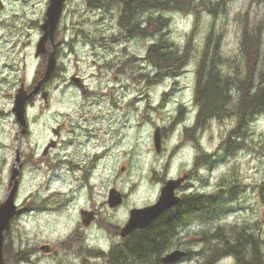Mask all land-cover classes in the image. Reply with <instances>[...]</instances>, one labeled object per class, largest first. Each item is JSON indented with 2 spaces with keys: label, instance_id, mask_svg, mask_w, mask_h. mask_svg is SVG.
<instances>
[{
  "label": "rangeland",
  "instance_id": "374dc122",
  "mask_svg": "<svg viewBox=\"0 0 264 264\" xmlns=\"http://www.w3.org/2000/svg\"><path fill=\"white\" fill-rule=\"evenodd\" d=\"M0 1L1 203L8 194L17 148L19 126L11 109L18 82L25 78V83L31 84L47 62V56H35V46L48 0ZM204 1L206 5L194 11L165 14L169 18V38L175 45H183L191 37L193 56L179 77L157 81L152 67L142 60L150 40L140 36L130 40L119 32L116 1H109L108 9L101 10L90 8L87 0L66 1L57 29L56 40L63 44L57 50L56 81L46 89L48 102L38 98L26 113L31 134L22 150L33 152L36 162L24 169L15 198L19 204L32 196L41 210L26 211L12 220L4 241L7 264H107L100 253L104 255L121 243L118 233L129 210L153 203L166 180L191 170L193 159L205 154L212 155L213 164H205L200 157L198 176L192 178L189 191L205 195L231 191L234 196L226 195L225 214L206 222L190 221L191 225L178 230L169 250L181 246L191 254L176 264H202L203 248L207 242L213 244V239L217 243L213 235L219 229L225 232L246 225L254 239L263 240L264 116L245 125L242 148L232 155L225 153L220 143L235 128L234 116L212 120L201 130L200 155L179 144L183 136L179 129L167 133L160 153L154 150L155 126H170L172 106L180 100H194V63L210 31L220 37L222 56L229 59L232 72L236 66L241 70L239 45L244 26L260 27L264 51V0ZM15 12L21 17L18 30L7 24L2 27L4 21L14 18ZM100 67L101 126L99 122L96 126L101 128L97 135L101 138V160L92 169L90 163L97 149L79 146V141L86 139L78 140V128L71 133L74 127L70 125H76L77 116L87 118L85 126L95 121L81 108L85 99L67 79L75 72L94 83L96 77L92 75ZM222 70L227 72L228 65H223ZM56 125L62 129L60 146L41 162L42 147ZM184 138L183 142L189 139ZM73 139L75 142L70 144ZM72 165L81 169L73 171ZM85 170H91L87 182L81 180ZM112 188L123 195V202L110 209L106 201ZM81 210L97 213L88 227L81 224ZM44 245L53 247L50 255L40 250ZM217 264H235V259L225 256Z\"/></svg>",
  "mask_w": 264,
  "mask_h": 264
},
{
  "label": "trees",
  "instance_id": "16d2710c",
  "mask_svg": "<svg viewBox=\"0 0 264 264\" xmlns=\"http://www.w3.org/2000/svg\"><path fill=\"white\" fill-rule=\"evenodd\" d=\"M116 1L119 13L118 30L128 37L140 36L150 40L142 60L152 67L155 81L162 78H177L192 59L191 37L183 45H175L169 38V18L166 13L173 11L191 12L197 6L206 5L204 0H87L92 9L101 10ZM219 3L215 4L217 7ZM108 9V8H107ZM147 9V10H146ZM214 10V9H212ZM143 12V13H142ZM143 20V21H142ZM259 26L241 30L239 54L241 70L234 67L231 71L229 59L222 56L220 37L207 34L195 64L194 102L198 106L196 124L201 130L212 120H224L234 116L236 126L220 143L227 154H234L243 145L245 125L257 116H264V51ZM227 64L229 70H222ZM210 154L201 155L202 161L211 166ZM210 159V160H209ZM231 191L213 195L192 194L197 206L175 216L167 212L156 218L147 228L136 230L121 240V243L101 256L107 264H161L160 258L169 251L172 239L178 230L190 221L206 222L225 214L227 196ZM230 210V207H229ZM232 227L214 233L217 243H206L203 248L202 264H215L220 258L233 256L235 264H264V237L253 238L252 231L246 228ZM116 230V228H115ZM116 232V231H115ZM114 232V233H115ZM234 238L233 241H230ZM191 254V253H190ZM189 252L188 255L190 256ZM18 261L20 252L15 253Z\"/></svg>",
  "mask_w": 264,
  "mask_h": 264
},
{
  "label": "flooded vegetation",
  "instance_id": "af4514ba",
  "mask_svg": "<svg viewBox=\"0 0 264 264\" xmlns=\"http://www.w3.org/2000/svg\"><path fill=\"white\" fill-rule=\"evenodd\" d=\"M0 7H1V3H0ZM61 16H62V14H61ZM13 17L14 18L12 20L4 21V23H2L1 26L3 27L5 24H7V27L11 26V27H14L15 29L18 30V28H19L18 20L21 17L16 12L13 14ZM44 17H45V14H44ZM41 24L42 23L38 24L39 29H40ZM57 29H58V27H57ZM56 31L57 32H55V35L53 36V40L52 41L48 40L45 44L46 52L44 54L40 53L39 55H42V57H46L48 53L54 52V56L56 58V63H57V50L63 44V42L60 40H56L57 39V33L59 32V30H56ZM41 35H42V31H41L40 35L38 36V41H39ZM99 44H101V43H99ZM38 56H36V57H38ZM41 73L42 72L40 71L35 76L34 80H32V83L29 85H27L25 83V78L20 79L18 82L19 85H18V88L16 89V93L18 90H21L22 88L27 93H29L33 89L35 84L40 80ZM92 76L96 77L94 80L95 82L89 83L88 82L89 78L87 76L82 77L78 73L74 72L68 77L67 81H68L69 85H72L84 97L85 100H83L82 103L84 102L85 105L84 106L82 105L81 108H83L87 112V114L90 115V118H92L95 121V123H87V125L85 126L87 118L84 116H77L78 120L76 122V125H74V126L72 124L70 125L71 128L74 127V130L73 129L70 130L71 133H75V128L76 129L78 128L77 129L79 131L78 132V137H79L78 140H80L81 137L86 139L85 142H82L80 140L78 143L79 146L92 145L94 147V149H97L93 152V158H92L91 163H90V167H92V169H94V166H96L97 162L99 160H101V138L97 137L98 133L101 131V128L96 126L97 122H99V124L101 126V67L98 69V72L93 73ZM56 77H57V66L55 67V70L53 72L51 79L48 82H46L40 88V90L35 94L33 104L27 103L26 113H27V109L34 107L37 99L41 98V93L43 91H46V89L49 88L53 82L56 81ZM72 78H74L75 81H72L71 80ZM1 79L2 78L0 77V81H1ZM64 84L66 85L65 81H64ZM113 91H114V89H113ZM14 97H15V95H14ZM111 99L113 100L112 97H111ZM13 103H14V101H13ZM172 107H173V118H172L173 122H172V124L168 127H164V128L160 127V129H159L160 135H161V147H162V141L165 138V136L167 135V133L169 131H170V133H174L176 131V129H179L181 131V135H183V136L185 135V138H189L188 140H185L183 142L184 137L181 136L179 144H181L183 148L188 147L189 149L194 150L195 155H196V151L200 155L199 139H200V134H201V127L199 124L195 125L196 124V118L198 115L197 104H195L194 100H192V101L180 100V101H178V103L174 104ZM26 117H27V115H26ZM27 124H28L27 132L21 136L20 145H19V161H20V163H19L20 168H19V175H18L19 185H20V182L22 180L24 169L26 167L32 165V164L35 165V162H36L35 155L33 152L28 154L25 152V150H22L24 145L26 144V141L29 139V136L31 134L28 119H27ZM157 127H159V126H155V128H157ZM53 130L54 131L56 130L57 134L53 133ZM51 135L52 136L49 137L48 141H46V143L42 147V151H41V157L42 158L39 159V161H41V162L43 161L44 158H47L54 150H56L60 146L61 135H62L61 127L59 125H56V127L52 128L51 129ZM73 142H75L74 139L70 142V144H72ZM48 146H50L49 149H47ZM193 162H194L193 168L191 170H188L187 172H183L181 176L173 178V179H178L180 177L186 176L184 182H182L181 185L179 186V188L175 191L176 196H178L180 200L175 206H172L171 208H169L168 210L165 211V212H167L168 215L169 214L171 216H175L177 214L179 215V214L183 213L186 210V208L191 210L192 207H194L195 205L197 206L198 202L196 201L195 198H194V200H191V195L195 194V193L200 194L201 192H199V191L190 192L189 188L191 186L192 178L198 176L196 170H198L197 167L198 168L200 167V165H199L200 157L198 159L194 158ZM72 167H73L72 168L73 171H74V168L81 169V167L78 165H75V166L72 165ZM90 171L85 170L84 174L81 176L82 181L87 182L86 180L88 178V174ZM8 183H9V180H8ZM187 191H188V193H185ZM33 198L34 197H32V196H28V197H26V199H24L21 203L18 204V207L23 209L20 212L19 216L20 215L23 216L26 211H32V210L40 211L41 210V205L38 206V201H36V199L35 198L33 199ZM153 203L148 204V205H152ZM148 205H146V206H148ZM92 212L94 214V220H95L97 213H95L94 211H92ZM165 212H163V213H165ZM192 223L193 222H189L185 226L191 225ZM233 240H234V238H231L230 241H233ZM46 246H48V249H47V251H43V252H44V254L50 255V253L53 251V247H50L49 245H46ZM174 249H180V250L186 251L187 253L189 252V254H190V251L187 250V248H185V247L176 246V247L172 248L171 250H174ZM2 252H3L4 264H7L6 260H5L4 247H3ZM189 257L190 256L187 255L186 259Z\"/></svg>",
  "mask_w": 264,
  "mask_h": 264
},
{
  "label": "water",
  "instance_id": "95a60500",
  "mask_svg": "<svg viewBox=\"0 0 264 264\" xmlns=\"http://www.w3.org/2000/svg\"><path fill=\"white\" fill-rule=\"evenodd\" d=\"M67 0H48V5L45 10V17L40 30L42 35L35 47V55L38 56L40 53L44 54L45 44L48 40L52 41L53 36L57 30L62 11ZM56 58L54 52L47 54V62L44 70L40 75V80L35 84L33 89L27 93L23 88L18 90L14 97L13 107L11 109L15 121L19 126V133L17 136V148L15 152V160L10 169L9 177V191L3 202L0 203V264H4L3 261V245L5 234H8L11 227L12 219L17 216L23 209L18 208L15 201L16 194L19 187L18 175L20 168L19 161V145L20 138L27 132V117H26V106L27 103L33 104L35 94L40 88L48 82L55 70ZM75 81L74 78L71 79ZM41 99L46 104L48 102V93L43 91L41 93ZM53 133L57 134V131L53 130ZM153 145L156 153L161 151V135L160 130L157 127L153 133ZM51 146V145H50ZM47 147V149L50 148ZM46 149V150H47ZM186 176L178 179H170L165 182L160 190L159 197L156 202L152 205L145 206L142 208H133L129 211L127 222L120 228L119 237L126 238L135 230H142L147 228L157 217L163 212L175 206L179 202V197L176 196L175 191L179 188L182 182H184ZM123 201L122 194L116 189L112 188L109 190L107 195V206L110 209L116 208ZM81 223L84 227H88L89 224L94 220L93 212L82 210L80 212ZM42 251H47L48 246H42ZM186 256V252L176 249L173 250L160 258L162 264H175Z\"/></svg>",
  "mask_w": 264,
  "mask_h": 264
},
{
  "label": "bare ground",
  "instance_id": "6f19581e",
  "mask_svg": "<svg viewBox=\"0 0 264 264\" xmlns=\"http://www.w3.org/2000/svg\"><path fill=\"white\" fill-rule=\"evenodd\" d=\"M147 10V9H146ZM143 13V12H142ZM143 21V20H142ZM130 40H134V39H132V37H128ZM138 39V38H137ZM76 44V43H75ZM98 49L97 50H99L100 49V46L99 47H97ZM99 54V53H98Z\"/></svg>",
  "mask_w": 264,
  "mask_h": 264
}]
</instances>
